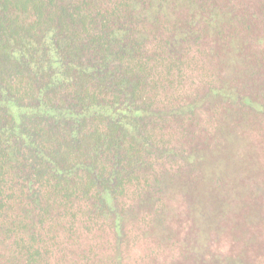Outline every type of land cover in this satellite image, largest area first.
<instances>
[{
	"label": "trees",
	"instance_id": "obj_1",
	"mask_svg": "<svg viewBox=\"0 0 264 264\" xmlns=\"http://www.w3.org/2000/svg\"><path fill=\"white\" fill-rule=\"evenodd\" d=\"M263 18L264 0H0V264H132L134 225L183 264H264L245 131ZM195 56L212 66L188 84Z\"/></svg>",
	"mask_w": 264,
	"mask_h": 264
},
{
	"label": "rangeland",
	"instance_id": "obj_2",
	"mask_svg": "<svg viewBox=\"0 0 264 264\" xmlns=\"http://www.w3.org/2000/svg\"><path fill=\"white\" fill-rule=\"evenodd\" d=\"M256 25L262 27L264 25V18L263 19H257ZM260 33L263 34V32H260ZM193 48H195V47H193ZM262 48L264 51V46ZM195 57L197 58L196 62L199 66V69L196 68L194 70V67H193L191 72H189L191 74V76H190V78H187L188 84L189 83L191 84L192 82H194L198 79V77H197L198 75L196 76V74L200 73V69L202 67L205 68L206 66H209V67L212 66V64L210 62L211 59L207 60L206 59L207 56H205L206 58H200L199 56H195ZM205 59H206V61H205L206 65L203 63V61ZM212 63L214 65V62H212ZM260 64L264 65V61H260ZM221 109L222 108L219 109V116L221 115L220 114ZM259 119L264 121V116L263 115L251 116L250 117L251 121L248 123V126H247V124H245L247 127L245 126L246 128L245 127H243V128H245V131L247 132V134L249 136L248 140H250L252 142V146H255L257 149H260L259 148V146H260L264 149V129H261V127H259V126H261V125H259V123H260ZM254 121L256 122V126H254ZM205 133H206V131H205ZM223 143H225V141L219 143V145L214 149V151L215 152L225 151L226 156L220 154L221 160H225L223 163V166H225L229 162V160H233L234 162H236V161L232 157H230V149L232 151L233 142L230 141L229 142L230 144H228V143L226 144L227 146L226 145L224 146ZM229 147H231V148H229ZM244 147L249 148V146L248 145L245 146V144H242L239 146L240 149H243ZM263 152H264V150H263ZM212 157H213L212 155L209 156V158H212ZM262 158H263V163H264V155ZM239 163H240L239 166H238V163L235 165V166H237V168H236L237 172L240 174L246 175L245 173H241V172L243 171V169L245 167H247L248 160L246 159V161H241ZM209 177H207L208 180H210ZM213 177L214 176H212V178ZM219 177H221L220 173H219ZM246 177L248 178L249 176L246 175ZM251 180L249 178L248 181L250 182ZM216 181H218V180L214 179L212 181V183H210V184L214 185ZM178 182H179V180H178ZM221 183H222V181H220L219 186L221 185ZM247 189H248V192L252 191V189H250L249 187H247ZM171 191H172V188H170V185H169L168 192L171 193ZM222 212L224 213L225 211H222ZM222 212H220V213L223 214ZM240 213H241V211H240ZM236 221L234 220L230 223L229 234L225 235V237H227V239L230 242V249H231V244H234L233 243L235 241L234 239H238L237 237H235L233 235L234 229H232L233 227L237 226ZM136 231H137V228H136V225H134L133 230H131V232H130V234L132 236V246H131V252H132L131 253V256H132L131 262H132V264H183L181 257H178L177 259H175V256L178 255V253H176L174 250L178 246L177 240L175 238L165 239L164 241H166V242H163L162 240L161 241H155V240H152V239L146 238V237H141V238L139 236L134 237L138 233ZM224 231L227 232L228 229L225 228ZM224 231L222 230V235H224ZM129 239H131V238H129ZM241 240H247V239L243 238ZM181 245L185 246V243L181 244ZM211 245H212V247L219 249L218 250L219 252H225L226 251L225 248H228V246H225V248H223V246L219 247L218 245H213L212 243H211ZM219 245H221V244H219ZM216 246H218V247H216ZM222 255H224V253H222ZM219 257L221 258V254ZM252 257H257V259H260L259 254H256L255 256H253V254H252ZM188 260L189 259H186V260L184 259V263L187 262ZM127 262H130V261L127 259Z\"/></svg>",
	"mask_w": 264,
	"mask_h": 264
}]
</instances>
